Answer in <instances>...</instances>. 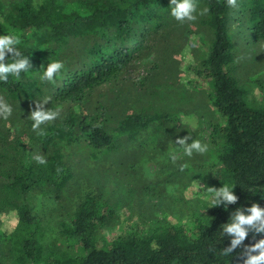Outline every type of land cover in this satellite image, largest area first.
I'll list each match as a JSON object with an SVG mask.
<instances>
[{
    "label": "trees",
    "instance_id": "16d2710c",
    "mask_svg": "<svg viewBox=\"0 0 264 264\" xmlns=\"http://www.w3.org/2000/svg\"><path fill=\"white\" fill-rule=\"evenodd\" d=\"M195 3V22L208 42L206 54L191 70L209 81L210 103L224 119L211 135L215 183L233 186L236 202L194 213L190 227L166 221L145 233L129 232L108 241L102 231L113 218V207L101 192H87L61 231L75 241L77 250L45 253L32 199L39 194L59 200L73 178V166L59 144L84 139L81 148L93 154L112 151L122 137L133 141L152 123L168 122L162 112H134L109 129L103 111L88 115L73 106L83 107L93 89L128 69L156 36L165 38L171 28L176 39L186 30L174 23L169 0H76L73 9L64 0L37 5L33 0H0V34L16 35L17 47L31 65L19 78L9 75L0 82V99L12 107V115L0 123V211L16 215L10 231L0 230V264H243L246 246L264 238V232L249 228L242 244L228 252L231 237L223 231L237 212L252 204L264 207V106L248 102L234 73L235 39L264 41V0H237L235 8L227 0ZM10 55L5 63L12 62ZM56 60L64 63V70L54 83L43 81L45 66ZM45 97H51L46 109H67L41 126L44 135L32 129L30 117L19 133L22 115ZM24 136L26 141H20ZM33 146L46 158L45 165L27 157L26 149Z\"/></svg>",
    "mask_w": 264,
    "mask_h": 264
},
{
    "label": "rangeland",
    "instance_id": "374dc122",
    "mask_svg": "<svg viewBox=\"0 0 264 264\" xmlns=\"http://www.w3.org/2000/svg\"><path fill=\"white\" fill-rule=\"evenodd\" d=\"M42 1L33 0V3L37 5ZM64 3L67 9L76 8V0H64ZM173 20L186 30L182 37L175 39L171 28V34L165 38L156 36L149 42L152 45L143 49L128 69L93 89L83 107L73 106L75 111L88 115L95 114L96 109L103 111L109 129L126 114L134 112H162L168 122L152 123L133 141L122 137L117 149L112 151L93 154L88 148H81L86 143L84 139L74 144H59L73 166V178L59 200L39 194L32 199L41 219L45 253L51 249H67L70 253L77 250L75 241L61 231L63 223L87 192H101L113 207V218L102 231L108 241L129 232L145 233L155 224L166 221L186 223L190 227L194 213L212 207L203 190L219 188L215 183L217 160L211 135L213 127L222 125L224 119L210 103L209 81L191 70L206 54L208 40L195 20ZM235 52L234 73L247 91L248 102L264 106V41L245 42L239 36L235 39ZM57 108L62 114L67 106L51 109ZM29 115V111L25 112L18 121L19 133L24 130L22 123ZM189 135V143L191 139H199L209 145V151L203 155L194 153L191 158L185 156L182 147L174 144L177 138ZM20 141H26V137ZM171 151L175 153V162L168 156ZM26 152L33 160L39 155L35 146L27 148ZM181 166H184L183 171ZM193 174L195 176L191 177ZM15 224L14 211H0L1 231H10Z\"/></svg>",
    "mask_w": 264,
    "mask_h": 264
},
{
    "label": "clouds",
    "instance_id": "9594fccd",
    "mask_svg": "<svg viewBox=\"0 0 264 264\" xmlns=\"http://www.w3.org/2000/svg\"><path fill=\"white\" fill-rule=\"evenodd\" d=\"M229 7H237V0H227ZM170 15L178 22L194 21L196 19L197 5L195 0H169ZM19 39L16 35L0 34V82L7 81L9 75L19 78L22 72H28L31 69L28 56H24L17 45ZM6 54H11V63H5ZM65 65L62 61L56 60L47 63L41 79L43 81L54 83L56 78L62 73ZM51 97H45L39 102H35V110L31 111L30 118L32 129L39 135H44L41 127L49 122L55 121L60 115V109L49 110L44 105L48 104ZM12 115V107L7 102L0 100V119H8ZM187 122V121H186ZM189 136L177 138L174 145L182 147L183 154L191 158L194 153L203 155L209 151V145L202 143L199 139H191ZM169 158L175 162L176 156L174 151L168 153ZM40 165L47 163L43 155L34 157ZM181 166V171H183ZM202 188L203 186L200 185ZM233 186L222 184L219 188L208 187L204 191L205 198L211 201L212 206L219 204H233L237 197L233 194ZM255 228L257 232H264V207L252 204L244 212H237L229 222L223 225V231L231 237L228 252H232L239 247L248 235L249 228ZM243 264H264V238L258 240L250 246H246L245 259Z\"/></svg>",
    "mask_w": 264,
    "mask_h": 264
}]
</instances>
